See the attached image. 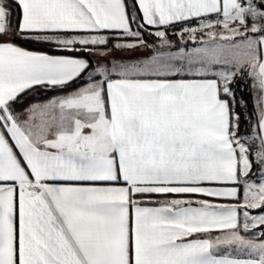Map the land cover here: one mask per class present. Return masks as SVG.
Masks as SVG:
<instances>
[{"label":"snow or ice","instance_id":"obj_1","mask_svg":"<svg viewBox=\"0 0 264 264\" xmlns=\"http://www.w3.org/2000/svg\"><path fill=\"white\" fill-rule=\"evenodd\" d=\"M0 264H264V0H0Z\"/></svg>","mask_w":264,"mask_h":264}]
</instances>
